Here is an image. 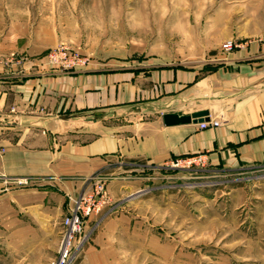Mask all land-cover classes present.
<instances>
[{"label":"rangeland","instance_id":"rangeland-1","mask_svg":"<svg viewBox=\"0 0 264 264\" xmlns=\"http://www.w3.org/2000/svg\"><path fill=\"white\" fill-rule=\"evenodd\" d=\"M227 42L230 50L223 48ZM252 43L264 44V0H0V60L25 56L34 63L41 57L40 66L52 72L131 68L145 79L161 69H179L194 73L195 80ZM58 46L76 59L70 68L48 62ZM16 113L13 107L7 111ZM136 118L125 114L67 129L85 142L137 125ZM4 151L0 145V193L64 181L8 175L2 170ZM191 158L197 162L186 165ZM117 161L80 178L79 191L63 193L66 213L96 179L107 193L102 208L84 218L69 264L80 260L96 231L111 230L117 232L112 240L118 264H264V165L217 169L203 153L161 163ZM5 225L0 221V264H41L28 254L33 247L25 228L33 225ZM61 229L59 221L57 246Z\"/></svg>","mask_w":264,"mask_h":264},{"label":"crops","instance_id":"crops-1","mask_svg":"<svg viewBox=\"0 0 264 264\" xmlns=\"http://www.w3.org/2000/svg\"><path fill=\"white\" fill-rule=\"evenodd\" d=\"M40 58L34 63L25 56L0 60L2 170L64 181L1 192L0 221L8 230L11 221L19 227L33 225L25 228L33 247L28 254L41 264L56 251L58 224L68 210L63 193L79 191L80 178L107 166L109 160H118L119 166L122 160L161 163L203 153L207 164L217 169L264 165L263 43L245 45L222 62L224 67L195 80L194 73L179 69H161L145 79L131 68L59 73L41 67ZM11 107L17 111L13 117L7 114ZM198 110H206L219 126L166 127L161 122L164 113ZM125 114L138 115L137 125L85 142L76 141L67 129L78 122L96 124ZM115 233L96 231L76 264H118Z\"/></svg>","mask_w":264,"mask_h":264},{"label":"built area","instance_id":"built-area-1","mask_svg":"<svg viewBox=\"0 0 264 264\" xmlns=\"http://www.w3.org/2000/svg\"><path fill=\"white\" fill-rule=\"evenodd\" d=\"M225 50L231 49L230 42L223 45ZM48 62L51 64L58 63L61 68H70L76 61L72 54L63 46H58L54 52L47 56ZM217 121H206L198 123L197 127L200 129L208 126H217ZM197 158L186 160L188 165L190 162H197ZM107 200V193L104 183L96 179L90 183L85 190L81 191L71 201L68 213L63 215L60 220L62 226L60 238L55 255L51 258L48 264H69L72 258L73 251L77 244L75 236L80 232L83 220L89 214L97 213Z\"/></svg>","mask_w":264,"mask_h":264},{"label":"water","instance_id":"water-1","mask_svg":"<svg viewBox=\"0 0 264 264\" xmlns=\"http://www.w3.org/2000/svg\"><path fill=\"white\" fill-rule=\"evenodd\" d=\"M207 116L208 112L206 110H198L189 114L169 112L161 115V122L166 127L186 124H198L208 121Z\"/></svg>","mask_w":264,"mask_h":264},{"label":"bare ground","instance_id":"bare-ground-1","mask_svg":"<svg viewBox=\"0 0 264 264\" xmlns=\"http://www.w3.org/2000/svg\"><path fill=\"white\" fill-rule=\"evenodd\" d=\"M207 117H208V116H207ZM209 120H211V119L208 118V121H209ZM205 122H206V121H205Z\"/></svg>","mask_w":264,"mask_h":264}]
</instances>
